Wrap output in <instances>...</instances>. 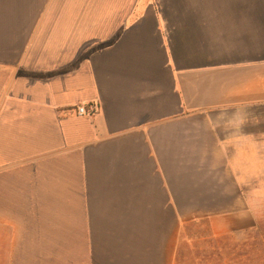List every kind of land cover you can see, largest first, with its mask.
<instances>
[{"label":"crops","instance_id":"1","mask_svg":"<svg viewBox=\"0 0 264 264\" xmlns=\"http://www.w3.org/2000/svg\"><path fill=\"white\" fill-rule=\"evenodd\" d=\"M263 190L264 0H0V264H177Z\"/></svg>","mask_w":264,"mask_h":264},{"label":"rangeland","instance_id":"2","mask_svg":"<svg viewBox=\"0 0 264 264\" xmlns=\"http://www.w3.org/2000/svg\"><path fill=\"white\" fill-rule=\"evenodd\" d=\"M248 199L246 232L214 238L207 223L185 225L177 264H264V190L249 192Z\"/></svg>","mask_w":264,"mask_h":264},{"label":"built area","instance_id":"3","mask_svg":"<svg viewBox=\"0 0 264 264\" xmlns=\"http://www.w3.org/2000/svg\"><path fill=\"white\" fill-rule=\"evenodd\" d=\"M96 111V107L94 105H90L88 107H79L77 109V114L78 115H89V114H93Z\"/></svg>","mask_w":264,"mask_h":264}]
</instances>
